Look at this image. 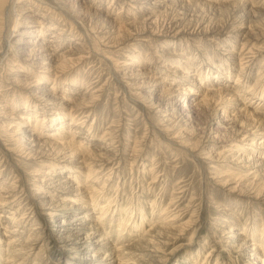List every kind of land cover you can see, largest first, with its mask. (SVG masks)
Returning a JSON list of instances; mask_svg holds the SVG:
<instances>
[{
  "label": "rangeland",
  "instance_id": "rangeland-1",
  "mask_svg": "<svg viewBox=\"0 0 264 264\" xmlns=\"http://www.w3.org/2000/svg\"><path fill=\"white\" fill-rule=\"evenodd\" d=\"M33 1L16 5L11 22L6 17L0 25V200L8 202L0 205V264H89L86 255L94 256L91 264H262L248 261L240 244L264 253V0H167L156 11L157 23L139 29L128 23H143L141 14L123 0H93L75 17L71 0H41L75 24L86 50L83 62L55 85L63 106L30 96L41 87L48 92L53 81L37 88L14 82L20 64L13 54L3 57L13 21ZM97 9L111 12L119 28L113 39L104 36L112 20L104 22ZM168 27H177L178 36H159ZM128 69L162 80L156 93L164 90L167 102L175 100H169L171 87L180 94L188 87V75L199 92L191 102L179 97L173 112L159 109L149 86L137 87L122 74ZM215 87L222 88L219 95L191 106ZM20 116L21 130L36 127V136L54 142L44 156L29 157L27 138L9 133ZM80 123L82 129L75 126ZM104 142L115 163L92 172ZM77 215L86 223L82 231L58 229L59 220ZM239 233L242 242H233Z\"/></svg>",
  "mask_w": 264,
  "mask_h": 264
},
{
  "label": "bare ground",
  "instance_id": "bare-ground-1",
  "mask_svg": "<svg viewBox=\"0 0 264 264\" xmlns=\"http://www.w3.org/2000/svg\"><path fill=\"white\" fill-rule=\"evenodd\" d=\"M72 1V5L69 6V11L73 13L74 17L76 15H78L80 13V9H90L91 5L93 4V0H71ZM125 6L129 5V8L131 10H133L134 12H136L137 14H141L142 22L143 23H137L134 24V20L130 23H128V25L135 27L137 26L139 29V25H152L153 23L156 22L157 20V14L156 11H158V9H162L163 8V4H165V1L167 0H123ZM159 1V2H158ZM178 0H169L168 4H172L174 2H176ZM182 1V0H180ZM187 1V0H186ZM207 1V0H206ZM22 2H24V0H0V22L2 25L4 18L7 17L8 21L11 22V16L12 13L15 11V6L19 4H21ZM179 2V1H178ZM190 2V0H189ZM198 2V1H197ZM162 3V4H161ZM123 4V5H124ZM29 6L26 7H21L20 11L18 12L17 17L13 18V23H12V29L11 31L8 32V37H7V47L5 52L3 53V57H8L10 54H13V57L15 58L14 61L18 65L16 68L17 70H15L16 72H21V74H18L17 78H15L14 82H18L24 86H28V87H36L38 85H45V83L49 80L53 81V86H52V91L45 89L46 87H41L37 88L38 91L35 90V92H31L34 99L37 100H41L40 103H44L46 105H50L51 99L52 101H54V103L63 106L65 105V99L59 96H55L53 94L54 90H55V85H58L59 82L62 80V77L64 74H66L67 70H70L72 68H75L76 66H78L79 64H81L83 62V60L85 59V54H86V50L82 47V45L80 44V40L77 39V34H76V29L77 27L75 26L74 23H67L66 22V18L62 15V14H55L54 12V7H50L48 5H46L45 3H43L41 0H36L33 2H29L28 3ZM42 5V6H41ZM64 5V4H63ZM67 5V4H66ZM64 5V6H66ZM173 5V4H172ZM93 7V6H92ZM96 7V6H95ZM160 7V8H159ZM176 7V6H175ZM152 8V10H150ZM166 8V7H165ZM66 9V8H65ZM93 9V8H92ZM127 9V8H126ZM147 10L149 11H154V12H150L148 13ZM94 11V10H93ZM54 12V13H53ZM95 12V11H94ZM17 13V11H16ZM65 13V12H64ZM110 11H108L106 14L105 12L100 9H97V15L99 18L103 19L104 22L112 20L111 16H110ZM53 14L54 18L50 15ZM88 14V13H87ZM90 14V13H89ZM81 15V14H80ZM95 16V15H94ZM57 19H56V18ZM77 18V17H76ZM54 19V20H53ZM53 20V21H51ZM76 21V19H75ZM5 23V22H4ZM101 23V22H100ZM157 23V22H156ZM89 24V23H88ZM7 25V24H6ZM24 26V29H22V31L19 32L18 36L15 38H11L10 34L11 32H14L13 30L15 28H17L18 26ZM103 25V24H102ZM107 25V24H106ZM171 25V24H170ZM5 26V25H4ZM100 26V25H99ZM155 26V25H154ZM157 26V24H156ZM240 27V26H239ZM102 28V27H101ZM157 28V27H156ZM10 29V28H9ZM108 31L106 30L105 32V40H109V39H113L111 38L112 33H113V29L116 31H118V29H116V27L113 26V20L111 22V26H108ZM134 30V29H133ZM153 30V29H152ZM157 30V29H156ZM143 32V30H142ZM183 32V31H181ZM192 32V31H191ZM116 33V32H115ZM136 33V32H135ZM155 33V32H154ZM157 33V32H156ZM177 32V27H168V28H164L161 31V34L159 36L161 37H166V38H175V36H178ZM184 33V32H183ZM200 33V32H199ZM191 34V33H190ZM2 34H0L1 36ZM136 35V34H133ZM152 35V33H151ZM154 35V34H153ZM6 36V35H5ZM47 37H49V39H47ZM103 38V37H102ZM2 39V38H1ZM84 39V38H83ZM104 39V38H103ZM64 40L65 42L68 41L69 44L67 45V48L64 49L62 51V47L64 44ZM101 40V39H99ZM98 40V41H99ZM129 40V39H128ZM5 41V40H4ZM83 42V40H82ZM102 42V41H101ZM107 42V41H106ZM112 42V41H111ZM89 43V42H88ZM121 43V42H120ZM5 44V42H4ZM83 44V43H82ZM113 44V43H112ZM104 45V44H103ZM109 45V44H108ZM5 46V45H4ZM85 46V45H84ZM89 46V45H88ZM111 47V46H110ZM242 49V47H241ZM250 49V48H249ZM128 50V49H127ZM248 50V49H247ZM254 50V49H253ZM171 51V50H170ZM227 51V50H226ZM229 51V50H228ZM233 51V50H232ZM231 51V52H232ZM255 51V50H254ZM88 52V51H87ZM243 52V51H242ZM248 52V51H247ZM258 52V51H257ZM163 55H172L175 54L173 52H168L165 53L161 52ZM227 53V52H226ZM123 55V54H122ZM128 55V54H127ZM243 55V54H242ZM251 55V54H250ZM254 55V53H253ZM160 56V55H159ZM241 56V55H240ZM89 57V56H88ZM124 58V57H123ZM126 58V57H125ZM1 59V57H0ZM105 59V58H104ZM244 59V57H243ZM249 59V58H248ZM2 60V59H1ZM13 60V59H12ZM235 60V59H233ZM237 60V59H236ZM241 61V59L239 60ZM132 62V61H131ZM249 62V61H248ZM4 63V62H3ZM14 64V63H13ZM129 64V63H128ZM244 64V62H243ZM11 65V64H10ZM15 65V64H14ZM7 66V65H6ZM126 66V64H122V67ZM129 66V65H128ZM164 67V65H162ZM174 67V66H173ZM170 68V67H169ZM127 70V69H126ZM124 71V73H122L124 76H128L127 78L132 80L134 82L133 85L135 86H149V88H151L152 90V95L155 98L156 101V105L157 107H160L159 109L162 108V106H171V111L173 112V107L175 105H178L179 103V97H183L184 102H191L190 98L194 97L197 92H199L197 89H195V85L193 82V79L191 80L190 75L187 76V80L190 81V83L188 84V87L186 89H183L181 94H180V89L179 88H173L171 87V95L169 97L170 99H175L174 101L171 102H167L166 100H164V96H163V91L161 93H159L157 95L156 90L157 88H159V86H161L162 84V80H157V79H152L151 81L148 80L147 81V76L146 73L144 71H136L133 72L132 70L127 72ZM147 70V69H146ZM242 70V69H240ZM151 71V70H150ZM164 71V70H163ZM165 72V71H164ZM175 72V71H174ZM11 73H15L13 71H11ZM178 73V72H177ZM35 75L37 77V79L39 81H35L32 80L30 81L29 79H27L26 76L28 75ZM68 74V73H67ZM154 74V73H153ZM91 75V73H90ZM148 75V74H147ZM10 76V75H9ZM8 76V77H9ZM184 76V75H183ZM7 77V76H6ZM7 77V78H8ZM69 77L68 78H64V83L69 81ZM88 77V76H87ZM180 77V76H179ZM148 78L151 79L150 75L148 76ZM171 78V77H170ZM175 78V77H174ZM4 79V78H3ZM12 79V78H11ZM169 80V79H168ZM35 82V84H34ZM87 85V83H86ZM199 85V84H198ZM14 86V85H13ZM21 86V85H20ZM76 86L75 80H72V87ZM166 86V85H165ZM104 87V85H103ZM102 87V88H103ZM202 87V86H201ZM88 88V86H87ZM196 88H200L196 85ZM207 89V88H206ZM204 90V95L203 97H201L200 99H198L196 101V103L192 104L191 106H195L198 104L206 102L209 98H213L216 96V94L219 93V90H221V87H215L214 89H209V90ZM3 90V89H2ZM41 91V92H40ZM160 91V90H159ZM229 92L233 97H235V90L233 89H228ZM167 92H168V87H167ZM166 92V93H167ZM221 92V91H220ZM224 92V90H223ZM30 93V94H31ZM170 93V92H169ZM226 93V92H225ZM28 94V93H27ZM48 95V96H47ZM219 95V94H218ZM224 95V93H223ZM45 96V97H44ZM82 95H80L81 97ZM93 96V95H92ZM149 96V95H148ZM232 97V98H233ZM46 98V99H45ZM51 98V99H49ZM48 99L50 101H48ZM93 100V97H91V99L88 100H84V104L83 106H81L82 109H86L89 106V103H91V101ZM230 100V99H229ZM82 102V101H81ZM73 103V102H72ZM216 103V102H215ZM78 104V103H76ZM81 104V103H80ZM214 104V103H213ZM38 104H34L32 107L33 109L37 108ZM73 105V104H72ZM53 106V105H52ZM190 106V107H191ZM165 107V108H166ZM189 107V108H190ZM26 108L28 109V107L26 106ZM73 108L75 109V106H71L70 107V111H73ZM170 108V107H169ZM2 109V107L0 108ZM193 109V107H192ZM92 111V109H91ZM63 112V111H62ZM3 114V113H2ZM6 114V113H4ZM48 114H54L52 111H49ZM69 114V113H68ZM60 115V114H59ZM78 115V114H77ZM261 115V114H260ZM264 115V114H263ZM4 116V115H3ZM67 116V115H66ZM171 116V115H170ZM251 116V115H250ZM257 116V114H256ZM259 116V115H258ZM88 117V115H86V118ZM166 117V115H165ZM261 117V116H260ZM5 118V117H4ZM65 118V116L63 117V115H61L60 117H58L56 119V121H59L58 123L61 124L63 119ZM18 123L17 122V127L15 126L14 131L13 132H9L11 134H19L21 137H25L27 138L28 142H29V146L31 151L28 153V156L30 157V154H32L33 156H38V154L44 156L45 152L49 151V149L53 146L54 142L51 143V141H47V140H42V138H39L40 136H36L35 131H36V127L32 128V126L28 125L26 127V129H29L28 131L21 130V126L24 124L25 122H22L21 120L23 119V116L19 117ZM257 119V118H256ZM261 119V118H260ZM48 120L53 121L51 119L48 118ZM17 121V120H16ZM30 120H28V123ZM69 121L71 124H73L72 122H77L74 118V115L72 113L69 114ZM79 121V120H78ZM171 121V120H170ZM2 123V122H1ZM4 126V124H1ZM83 123L80 124H76L75 126H79L78 128L82 129L83 128ZM170 125V123H169ZM172 125V124H171ZM11 128V127H10ZM12 129V128H11ZM172 130V129H171ZM56 131L59 132V128H56ZM79 133V132H78ZM107 133V132H106ZM105 134V133H104ZM103 134V136H104ZM113 134V133H112ZM247 134V133H246ZM108 135V134H107ZM111 135V134H110ZM102 136V137H103ZM23 137V138H24ZM105 138V137H104ZM109 139V138H108ZM111 141V140H110ZM110 143V142H109ZM113 143V142H112ZM249 143V142H248ZM28 144V143H27ZM83 143L80 144V146ZM111 144V143H110ZM104 147H98L99 153L96 155V159L94 161V163L96 164V166H94L93 170L91 169L92 172L94 171H98V169H104L105 167L111 166L113 165V163H115V156L113 155H107L106 152L109 150V144L105 146V142H104ZM37 147V149H35ZM35 149V150H34ZM26 153V152H25ZM38 153V154H37ZM92 154V153H91ZM31 155V156H32ZM62 155V154H61ZM116 155V154H115ZM50 156V154H49ZM48 156V157H49ZM73 156V155H72ZM207 156V155H206ZM69 157V156H68ZM93 157V156H92ZM47 158V157H45ZM86 158V156H85ZM68 159V158H67ZM70 159V158H69ZM212 159V158H211ZM81 161V160H79ZM92 161V159H91ZM73 162V161H72ZM75 162V161H74ZM85 162V161H84ZM125 163V162H124ZM77 164V163H76ZM90 164V163H89ZM52 166V165H51ZM87 166V165H86ZM118 166V165H117ZM132 166V165H131ZM143 166V165H142ZM92 168V166H91ZM116 168V167H115ZM118 168V167H117ZM89 169V168H88ZM112 169V168H111ZM110 169V170H111ZM90 171V172H91ZM86 172V171H85ZM89 172V173H90ZM99 172V171H98ZM37 176H42V178H44L45 176H48L49 173H37ZM42 174V175H41ZM95 174V173H94ZM70 175V174H69ZM92 176V175H91ZM87 178H90V175L88 174V176H86ZM93 177V176H92ZM36 179V183L38 182L39 184H45V180L43 179ZM34 179V178H33ZM100 179V178H99ZM49 180V179H48ZM57 180V179H56ZM91 180V179H90ZM97 180V179H96ZM53 181V180H52ZM99 181V180H98ZM91 182V181H90ZM50 183V181H49ZM48 184V183H47ZM61 186V185H60ZM58 187V186H57ZM71 187V186H70ZM64 188V187H63ZM76 189V188H75ZM4 192V191H3ZM7 192V191H6ZM71 192V191H70ZM76 193V192H75ZM4 194V193H2ZM78 194V193H77ZM3 198V197H1ZM5 198V197H4ZM7 198V197H6ZM85 198V197H84ZM4 200H0V205L6 207L8 205V202ZM13 201V200H12ZM10 202V201H9ZM14 202V201H13ZM43 202V201H42ZM51 202V201H50ZM49 202V203H50ZM40 203V202H39ZM57 203V202H56ZM62 203V202H60ZM49 205V204H48ZM171 205V204H169ZM46 206V205H45ZM10 207V206H8ZM7 207V208H8ZM76 207V206H75ZM84 207V206H83ZM50 208V207H49ZM61 208V207H60ZM80 208V207H79ZM169 208V207H168ZM67 209V208H66ZM84 209V208H83ZM167 209V208H166ZM173 211V210H172ZM166 214V213H164ZM44 215V214H43ZM173 217V216H172ZM176 217V216H175ZM48 219V218H47ZM177 219V218H176ZM170 221V220H169ZM167 222V221H166ZM85 221L84 219L80 216L77 215L75 217H73L70 221H65V220H59L58 221V229H62L64 231H66V228L68 227L69 230L72 231H80L81 227L84 225ZM165 223V222H164ZM86 224V223H85ZM171 225V224H170ZM7 227V226H5ZM92 227V226H91ZM9 229V228H8ZM165 229V228H164ZM83 230V229H82ZM81 230V231H82ZM86 230V229H85ZM90 230V229H89ZM163 230V229H162ZM234 233V232H233ZM236 233V232H235ZM5 234V233H4ZM57 234V233H56ZM60 234V233H59ZM2 235V234H1ZM240 235L241 233L237 234L236 236H232V241L233 242H239L240 240ZM92 236V235H91ZM81 237V236H80ZM67 238V237H66ZM91 238V237H90ZM13 240V239H12ZM15 240V239H14ZM18 240V239H17ZM66 241V240H65ZM82 241V240H81ZM100 241V240H99ZM14 242V241H13ZM28 242V241H27ZM26 242V244H27ZM67 242V241H66ZM77 242V240H76ZM80 242V241H79ZM78 242V243H79ZM83 242V241H82ZM97 242V241H96ZM101 242V241H100ZM242 242V241H241ZM93 243V242H92ZM16 244V242H15ZM25 244V245H26ZM96 244V243H95ZM233 245V244H232ZM231 245V247H232ZM235 245V244H234ZM233 245V247H234ZM242 246V250L245 251L244 255L248 258V261L252 262V263H264V253H262L259 248L256 246V244H248L246 242H242L240 244ZM23 246V245H22ZM239 246V245H238ZM63 247V246H62ZM68 247H71L70 245ZM26 248V247H25ZM237 248H240L237 247ZM22 249V248H21ZM24 250V249H23ZM70 251V250H69ZM83 253V252H82ZM81 253V254H82ZM86 253V252H85ZM81 256V255H80ZM94 256H85V260L90 262L89 264H91V260H93ZM262 260V261H261ZM84 261V260H83Z\"/></svg>",
  "mask_w": 264,
  "mask_h": 264
}]
</instances>
